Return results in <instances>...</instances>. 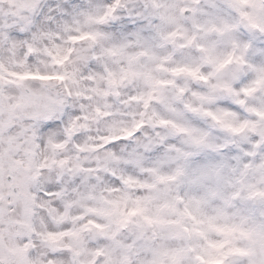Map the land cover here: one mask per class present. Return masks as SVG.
Wrapping results in <instances>:
<instances>
[{"label":"snow or ice","instance_id":"snow-or-ice-1","mask_svg":"<svg viewBox=\"0 0 264 264\" xmlns=\"http://www.w3.org/2000/svg\"><path fill=\"white\" fill-rule=\"evenodd\" d=\"M0 264H264V0H0Z\"/></svg>","mask_w":264,"mask_h":264}]
</instances>
